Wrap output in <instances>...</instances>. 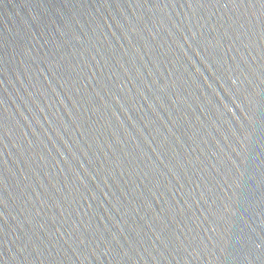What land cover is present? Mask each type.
<instances>
[{"label": "water", "instance_id": "obj_1", "mask_svg": "<svg viewBox=\"0 0 264 264\" xmlns=\"http://www.w3.org/2000/svg\"><path fill=\"white\" fill-rule=\"evenodd\" d=\"M0 264H264V0H0Z\"/></svg>", "mask_w": 264, "mask_h": 264}]
</instances>
